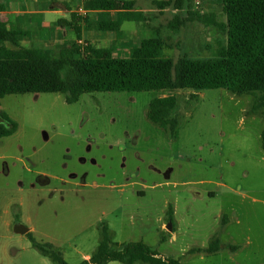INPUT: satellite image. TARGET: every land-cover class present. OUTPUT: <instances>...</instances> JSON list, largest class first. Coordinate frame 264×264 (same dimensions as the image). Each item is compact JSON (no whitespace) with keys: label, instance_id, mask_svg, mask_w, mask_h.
<instances>
[{"label":"rangeland","instance_id":"rangeland-1","mask_svg":"<svg viewBox=\"0 0 264 264\" xmlns=\"http://www.w3.org/2000/svg\"><path fill=\"white\" fill-rule=\"evenodd\" d=\"M183 1L217 23L174 6L145 19L161 31L163 56L219 55L227 43L222 2ZM136 25L125 21L122 34ZM145 31L148 38L153 29ZM81 39L116 56L136 46L120 48L117 40L113 47L108 37L88 33ZM60 45L47 48L57 56ZM194 92H173L176 137L147 115L150 100L167 94L161 91L86 92L73 103L56 92L3 97L0 110L18 126L0 137V264H59L15 232L17 223L69 264L92 254L102 223L114 242L143 241L180 264H264V119L260 110L248 113L260 93ZM215 236L220 250L192 252Z\"/></svg>","mask_w":264,"mask_h":264},{"label":"trees","instance_id":"trees-1","mask_svg":"<svg viewBox=\"0 0 264 264\" xmlns=\"http://www.w3.org/2000/svg\"><path fill=\"white\" fill-rule=\"evenodd\" d=\"M160 9L168 6L185 8L188 17L207 24L217 23L212 14L191 10L183 0H154ZM227 23V43L219 55L209 58L180 57L177 61L162 54L165 40L158 28L147 38L143 47H134L130 55L116 56L109 47L82 48L78 40L82 31L79 23H89L87 16L71 14L58 25L71 33L70 40L62 42L57 56L49 49L23 46L22 40L29 34L8 27L0 19V101L6 95L23 93H63L68 103L76 102L86 92L96 91H148L156 90L165 95L149 102L148 118L166 129L172 137L178 134L179 121L173 115L178 106L174 91L226 88L233 93L259 92L248 113L261 111L264 119V0H220ZM188 7V8H187ZM138 12L126 14V20H136ZM179 20V16H175ZM176 20V21H177ZM121 20L112 23L118 26ZM174 30L177 25L170 24ZM110 26L101 25L108 29ZM195 92L191 94L194 99ZM2 118L10 126L0 125V137L13 134L17 123L0 110ZM264 149V129L261 133ZM100 239L89 258L77 264H105L120 261L132 264H180V259L164 257L143 241L116 243L112 230L106 223L99 226ZM43 255L59 264H69L61 252L48 242H39L31 231L26 232ZM232 249L236 246L229 245ZM221 248L215 236L209 245L192 252L215 253Z\"/></svg>","mask_w":264,"mask_h":264},{"label":"crops","instance_id":"crops-1","mask_svg":"<svg viewBox=\"0 0 264 264\" xmlns=\"http://www.w3.org/2000/svg\"><path fill=\"white\" fill-rule=\"evenodd\" d=\"M163 10L156 6L154 0H0V19L8 27L29 34L21 41L22 44L27 42L29 47L45 49L48 46L57 47L70 40L72 35L69 37V31L58 25V22L62 19L69 20L72 13L79 17L87 16L89 19L87 25L82 21L79 23L82 34L88 33L94 38L108 37L113 47H116L117 40L120 41V48H133V45L143 47L147 40L145 30L156 28L150 22L144 24V20L159 16ZM130 12H138L135 16L138 21L125 19ZM118 20L121 23L112 26ZM125 21H136L138 29L135 27L131 34L128 32L123 35L120 28ZM141 23L145 28H139ZM101 25L110 27L104 29L100 28Z\"/></svg>","mask_w":264,"mask_h":264},{"label":"water","instance_id":"water-1","mask_svg":"<svg viewBox=\"0 0 264 264\" xmlns=\"http://www.w3.org/2000/svg\"><path fill=\"white\" fill-rule=\"evenodd\" d=\"M2 119V116L0 115V121ZM168 228H171V223H169L167 225ZM14 231L17 232V233H26L29 231L28 227H26L25 225L23 224H20V223H17L15 224L14 226Z\"/></svg>","mask_w":264,"mask_h":264},{"label":"built area","instance_id":"built-area-1","mask_svg":"<svg viewBox=\"0 0 264 264\" xmlns=\"http://www.w3.org/2000/svg\"><path fill=\"white\" fill-rule=\"evenodd\" d=\"M196 3H199V2L197 1ZM78 43H79V45H80L82 48H85V47L89 46V42L86 41V40H83V39H81V38L78 40Z\"/></svg>","mask_w":264,"mask_h":264},{"label":"flooded vegetation","instance_id":"flooded-vegetation-1","mask_svg":"<svg viewBox=\"0 0 264 264\" xmlns=\"http://www.w3.org/2000/svg\"><path fill=\"white\" fill-rule=\"evenodd\" d=\"M0 125L7 126V127L10 126L9 122H7V120H5L4 118L1 119Z\"/></svg>","mask_w":264,"mask_h":264}]
</instances>
